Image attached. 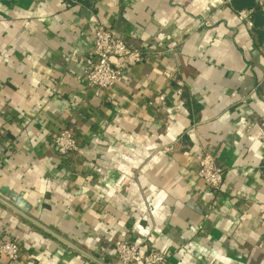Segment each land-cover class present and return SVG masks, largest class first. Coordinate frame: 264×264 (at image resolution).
I'll list each match as a JSON object with an SVG mask.
<instances>
[{
    "label": "crops",
    "instance_id": "1",
    "mask_svg": "<svg viewBox=\"0 0 264 264\" xmlns=\"http://www.w3.org/2000/svg\"><path fill=\"white\" fill-rule=\"evenodd\" d=\"M95 21L143 51L110 91L83 81ZM0 199L105 264H264V0H0ZM7 240L0 264H95L0 203Z\"/></svg>",
    "mask_w": 264,
    "mask_h": 264
},
{
    "label": "built area",
    "instance_id": "2",
    "mask_svg": "<svg viewBox=\"0 0 264 264\" xmlns=\"http://www.w3.org/2000/svg\"><path fill=\"white\" fill-rule=\"evenodd\" d=\"M142 58V49L115 37L111 30L101 22L95 21L93 57L85 60L83 81L88 88L110 91L120 79L123 66L135 67ZM111 59H116V62H112ZM178 85L182 86L183 82L178 81ZM53 146L56 153L63 157H69L78 151L77 142L68 130H62L55 136ZM224 174V169L216 164L214 157L203 152L198 161L197 177L208 184L212 191L218 192L221 189ZM112 250L119 264L165 263V256L155 249L147 248L146 240L140 242L116 240L112 244ZM19 253L20 246L17 241L7 240L0 243V254L11 261H16ZM24 264H39V262L29 259Z\"/></svg>",
    "mask_w": 264,
    "mask_h": 264
},
{
    "label": "water",
    "instance_id": "3",
    "mask_svg": "<svg viewBox=\"0 0 264 264\" xmlns=\"http://www.w3.org/2000/svg\"><path fill=\"white\" fill-rule=\"evenodd\" d=\"M0 203H2L3 205L7 206L8 208H10L12 211H14L15 213H17L21 217L25 218L30 223L34 224L35 226H37L38 228H40L42 231H44L48 235H50L53 238L57 239L58 241H60L65 246H67V247L75 250L76 252L80 253L81 255L85 256L86 258H88L93 263H95V264H105V263L101 262L100 260H98L97 258L93 257L92 255H90V254L84 252L83 250L79 249L78 247H76L75 245H73L72 243H70L68 240H66L65 238L61 237L60 235L56 234L52 230L46 228L45 226L39 224L38 222H36L34 220H31L26 215H24L23 213H21L19 210H17L16 208H14L12 205L4 202L2 199H0Z\"/></svg>",
    "mask_w": 264,
    "mask_h": 264
}]
</instances>
